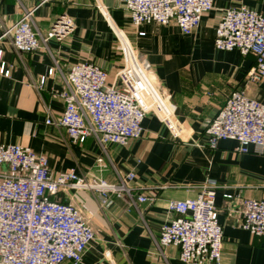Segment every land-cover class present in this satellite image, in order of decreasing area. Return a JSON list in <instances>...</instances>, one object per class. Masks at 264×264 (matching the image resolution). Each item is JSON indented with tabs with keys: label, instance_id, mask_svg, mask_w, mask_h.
I'll use <instances>...</instances> for the list:
<instances>
[{
	"label": "crops",
	"instance_id": "obj_1",
	"mask_svg": "<svg viewBox=\"0 0 264 264\" xmlns=\"http://www.w3.org/2000/svg\"><path fill=\"white\" fill-rule=\"evenodd\" d=\"M21 2L26 7L40 4L34 19L41 29L62 13L74 27L62 41H49L50 52L37 48L19 54L7 37L0 39L2 59L10 70L9 76H0V144H20L44 153L54 173L73 169L80 176L116 182V171L133 172V184L143 187L138 192L153 198L128 206L125 196L113 195L108 206L99 207L97 193L87 189L55 194L53 199L77 205L95 232L77 264H183L178 247H162L164 259L152 236L158 237L161 224L177 216L169 210V200L195 197V186L207 180L220 185L215 196L223 230L220 264H264V236H254L239 226L240 200L264 199V154L240 153L236 140L229 138L210 148L205 133L207 121L237 88L244 87L249 97L264 104V78L246 83L254 56L214 46L215 28L224 9L246 6L264 13V0H213V8L191 34H183L174 23L135 26L123 0ZM20 15L16 0H0V35ZM117 32L129 42L139 63L147 66L159 94L175 104L181 132L173 136L149 113L139 138H131L125 146L110 144L104 155L93 138L73 142L63 127L45 123L47 116L56 119L64 110L58 95L62 80L57 73L48 75V69L52 56L64 69L90 62L107 71V84L114 83L123 65Z\"/></svg>",
	"mask_w": 264,
	"mask_h": 264
},
{
	"label": "built area",
	"instance_id": "obj_2",
	"mask_svg": "<svg viewBox=\"0 0 264 264\" xmlns=\"http://www.w3.org/2000/svg\"><path fill=\"white\" fill-rule=\"evenodd\" d=\"M21 8L20 17L0 35L7 37L19 54L37 48L50 52L49 41H62L74 24L65 13L59 14L47 29L35 22L39 6ZM133 25L141 23H174L183 34L193 33L202 16L213 8V0H123ZM123 65L115 82L107 84V71L90 62L77 63L64 69L52 55L48 75L57 73L63 83L59 96L64 101L60 117L47 116L45 123L63 127L73 142L93 138L104 155L110 144L125 146L131 138L142 135V121L152 113L173 136L181 132L175 118V104L156 90L139 63L129 42L117 32ZM214 46L219 50L237 49L252 54L255 65L247 82L264 78V13L246 6L223 10L215 28ZM0 76L10 70L2 59ZM44 77L40 78V84ZM245 83V84H246ZM207 145L216 148L222 139H234L240 153L264 154V104L249 97L244 87L233 90L225 104L205 124ZM102 162V156L98 158ZM0 264H77L95 237L89 220L72 202L53 199L60 190L87 189L97 193L99 207H106L111 197L125 196L128 206L151 202L152 197L138 192L135 174L116 171V182L103 178L77 175L73 169L52 172L44 153L20 144H0ZM195 197L171 199L169 210L176 217L161 224L158 237H153L157 250L165 259L162 247H178L183 264H220L223 230L215 205L220 185L207 180L195 186ZM228 198L231 195H227ZM239 226L254 236H264V199L240 200ZM152 235V234H151ZM109 256V252L105 253Z\"/></svg>",
	"mask_w": 264,
	"mask_h": 264
}]
</instances>
